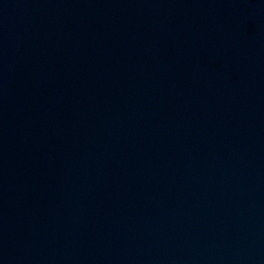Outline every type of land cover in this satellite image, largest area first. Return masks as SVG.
Segmentation results:
<instances>
[{
  "label": "water",
  "instance_id": "obj_1",
  "mask_svg": "<svg viewBox=\"0 0 264 264\" xmlns=\"http://www.w3.org/2000/svg\"><path fill=\"white\" fill-rule=\"evenodd\" d=\"M0 264H264V0H0Z\"/></svg>",
  "mask_w": 264,
  "mask_h": 264
}]
</instances>
